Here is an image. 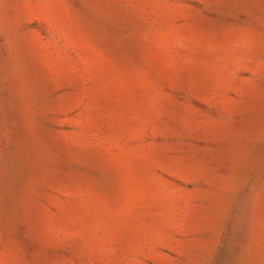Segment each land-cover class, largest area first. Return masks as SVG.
<instances>
[{"label":"rangeland","instance_id":"obj_1","mask_svg":"<svg viewBox=\"0 0 264 264\" xmlns=\"http://www.w3.org/2000/svg\"><path fill=\"white\" fill-rule=\"evenodd\" d=\"M0 264H264V0H0Z\"/></svg>","mask_w":264,"mask_h":264}]
</instances>
